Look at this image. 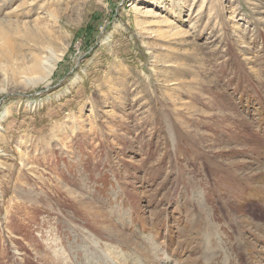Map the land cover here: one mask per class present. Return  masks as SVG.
Returning <instances> with one entry per match:
<instances>
[{
	"label": "rangeland",
	"instance_id": "374dc122",
	"mask_svg": "<svg viewBox=\"0 0 264 264\" xmlns=\"http://www.w3.org/2000/svg\"><path fill=\"white\" fill-rule=\"evenodd\" d=\"M0 264H264V0H0Z\"/></svg>",
	"mask_w": 264,
	"mask_h": 264
}]
</instances>
